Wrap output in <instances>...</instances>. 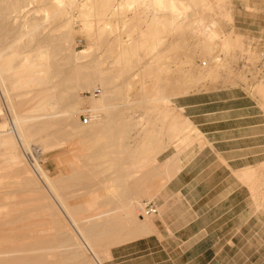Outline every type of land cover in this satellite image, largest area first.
Masks as SVG:
<instances>
[{
	"label": "bare ground",
	"instance_id": "obj_1",
	"mask_svg": "<svg viewBox=\"0 0 264 264\" xmlns=\"http://www.w3.org/2000/svg\"><path fill=\"white\" fill-rule=\"evenodd\" d=\"M230 4L232 0H0V103L9 125L0 131V199L20 196L0 204V264H103L112 246L152 232L158 208L148 214L150 202L144 198L157 196L181 167L182 155L197 142L205 143L194 121L168 102L199 87L198 80L219 79L237 48L252 54L244 49L241 34L233 29L226 35L223 29L222 20L233 21ZM76 23L82 24L79 30ZM188 33L210 64L204 68L179 58L177 72L186 74L181 77L167 58L179 51ZM78 34L87 39V47L74 53L71 42ZM91 48H105L106 56L83 62ZM145 57L152 60L143 65ZM73 58L70 86L57 79L54 69L57 59L67 60L62 65ZM104 62L111 66L105 68ZM184 63L191 64L188 71ZM143 70L153 76L148 77L152 93ZM259 90L264 98L263 84ZM83 91L91 94L88 125L79 123ZM138 101L154 107L136 120L129 111ZM0 118L1 123L2 112ZM135 130L140 138L136 146L126 142ZM72 139L78 140L79 153L62 161L72 172L58 170L57 177L44 170V154L66 148ZM171 146L174 154L161 162L159 156ZM114 147L136 148V157H124L116 178L102 179L107 182L103 189L84 192L88 199L70 204L61 183L86 180V173L99 169L106 158L112 164L95 154ZM87 150L97 152L83 155ZM56 158L61 164L64 156ZM262 175L264 171L251 168L237 173L255 186ZM103 197L110 198L105 210ZM84 211L94 213L79 214Z\"/></svg>",
	"mask_w": 264,
	"mask_h": 264
},
{
	"label": "crops",
	"instance_id": "obj_2",
	"mask_svg": "<svg viewBox=\"0 0 264 264\" xmlns=\"http://www.w3.org/2000/svg\"><path fill=\"white\" fill-rule=\"evenodd\" d=\"M206 103L175 104L204 133L205 144L182 155L152 201L158 208L152 232L110 248L106 264H264V197L255 199L237 176L262 157L244 141L246 127L237 125L245 121L230 114L233 108L190 113Z\"/></svg>",
	"mask_w": 264,
	"mask_h": 264
},
{
	"label": "rangeland",
	"instance_id": "obj_3",
	"mask_svg": "<svg viewBox=\"0 0 264 264\" xmlns=\"http://www.w3.org/2000/svg\"><path fill=\"white\" fill-rule=\"evenodd\" d=\"M232 12H233V21L229 22L226 19L222 20V25L223 29L226 33V35H230L232 33V30L234 29L236 33L238 32L243 36L242 42H243V47L244 49L249 48L252 51V54L246 55V51L243 52L241 51L240 48H237L235 51H232L229 55L230 60H232L231 63H229V68L225 69L221 73V76L219 79H214L213 81L212 78H208L204 76L198 77V79L203 78V82H199L198 80V86L197 88L191 89L192 91L189 92V94L181 97H176L172 99V102H168L169 106H175V104H178L180 101H188L189 103H195V102H208L204 105H199V106H194L190 108V113L196 114L198 112H201L203 110H212L215 108H233L234 110L231 111L230 114L234 117H242L239 118L238 121H245L244 123H238L237 126H245L246 129V135H248L247 138L244 139L246 141V144H252L256 146V150H254L255 156L262 157V159L258 160L254 165L251 167V170H255L256 172H262L264 171V98L260 94V85H264V0H232ZM248 6H251L249 9ZM94 23V22H93ZM95 24V23H94ZM80 23H76L75 27L77 30L80 29ZM110 25H104V27L109 28ZM185 43H181V47L179 51H175L172 55L168 56L167 61L170 63V66L172 68L176 67V71L174 72L176 75L178 73L181 74V77H185L186 74H184L183 71L177 72V64L175 65L176 61L179 60V58L182 59V61H188L193 59L194 64L199 66L201 63V66L206 68L205 62L209 65L210 63L208 62L209 60L204 56L203 53H200L201 48L200 46L197 45V39L194 37L193 34H187L186 41ZM71 48L73 49L74 53H79L81 50L87 47V39L84 38L82 35L78 34L75 36V41L71 42ZM183 44V45H182ZM198 46V47H197ZM198 51H196L197 49ZM200 48V49H199ZM195 49V50H194ZM107 50L105 48H102L101 50H97L96 48L92 49L85 54V58L82 60L83 62H90L93 63L96 58H104L106 56ZM195 52V54H194ZM235 52V53H233ZM178 53V54H177ZM255 53V54H254ZM224 52H221V57H225ZM179 55V56H177ZM193 55V56H192ZM197 55V56H196ZM201 55V56H199ZM253 57H251V56ZM256 55V59L254 57ZM135 57V55H131ZM196 56V57H195ZM232 56V58H231ZM250 56V57H249ZM172 58L169 60V58ZM176 57V58H175ZM195 57V58H194ZM203 57V58H202ZM207 60H206V59ZM60 59V58H58ZM56 60V66H55V71L59 73V79L60 81H66V85H72L73 84V59H70V63L62 64L59 65V62H66L65 60ZM152 59L150 57H145L143 59V65L146 64L148 61L151 62ZM185 65H182L183 67L185 66V69L188 71L191 67L189 63ZM174 65V66H173ZM103 66L105 68H108L111 66V62H104ZM122 66V65H121ZM134 70L133 73L136 72V65H134ZM206 66V67H205ZM125 66H123V69H127ZM182 67V68H183ZM173 68V69H174ZM231 68V69H230ZM229 69V70H228ZM184 70V68H183ZM185 70V71H186ZM231 70V71H230ZM230 71V72H229ZM182 72V73H181ZM225 72V73H224ZM142 76L147 79V81L151 80L153 78L152 74H148L151 77V79L147 77V71L143 70ZM152 73V72H151ZM141 75V74H140ZM223 75V77H222ZM136 78L138 79V76H135L134 80L136 81ZM209 80H208V79ZM221 78V79H220ZM197 81V77L195 78ZM153 80V79H152ZM151 80V81H152ZM208 80V81H206ZM212 83H211V82ZM203 83V84H202ZM148 89L152 88V82H148ZM151 84V85H150ZM150 86V87H149ZM169 85V89H170ZM196 87V86H195ZM259 88V89H258ZM148 90V91H149ZM259 90V91H258ZM71 91H73L71 89ZM152 89L150 90V92ZM153 92V91H152ZM151 92V93H152ZM73 92H71V95ZM82 96H84V100L81 103V113L79 114V123H81V117L82 114H93L92 110V102L90 100L91 94L88 91H83L81 92ZM99 94V93H97ZM135 98L136 96V90H133L131 93V97ZM140 104H136V108L133 110L131 109L129 112L133 114L136 118V120H139L141 117L147 116L146 112L147 109L153 108L154 105L152 103H147V102H139ZM28 106L24 107V110L27 109ZM0 112L3 113L4 121L0 123V131H8L9 130V125H8V117H7V111L6 108L2 103H0ZM183 113V112H182ZM229 114V113H228ZM156 115V114H155ZM155 115H152L154 118ZM185 116V114H184ZM192 119V118H191ZM3 120V119H2ZM1 121V118H0ZM195 125H197L194 122ZM198 126V125H197ZM205 140V137L203 138ZM78 140L72 139L63 149H57L51 154H44V170H49L51 174H54V176L60 177L61 174H58V170L62 171L64 174L71 173L72 168L68 165H63L62 166V161L68 160L69 158L73 157L74 152L79 153V144L76 143ZM140 141L139 137H136V130L134 132V135L130 140H127L126 142L132 143L134 146ZM118 142V143H117ZM116 144H119V141H117ZM196 144H199L201 147L204 146L205 143L201 144L200 142H197ZM78 145V146H76ZM75 147V148H74ZM136 148L134 149H121L120 147H114V148H109V150H105L104 153L101 155V153L98 151L95 155L99 158L100 156L103 157L101 158L102 160L104 157H108L114 162L107 163L105 161H101L102 165L101 167H98L99 169H95L94 171H88L86 173L87 179L86 180H76V181H71V182H62L61 185L63 187V192L68 197V201L70 204H79L86 199H88V195L86 196L84 192H88L91 190H98V189H103L106 185L107 182L103 181L106 178H109L110 176L117 177L120 172L119 168H121V161L124 157L129 158L131 156L136 157V154L134 155L133 153H136ZM169 150V151H168ZM175 149L174 147H169L166 151L165 154L162 156H159V160L162 162L169 153L173 152ZM86 153L85 155H94V150H87L83 151ZM165 152V151H164ZM73 153V154H72ZM100 153V154H99ZM94 155V156H95ZM100 155V156H99ZM57 156H64L63 159H61V164L60 161L57 160ZM163 159V160H161ZM105 164H104V163ZM263 162V163H262ZM261 163V164H260ZM114 167L116 170L113 171H107L109 168ZM57 174L55 175V173ZM103 179V180H102ZM255 182H257V185L255 186L252 182L250 183H245L248 187H250V190H255L258 191L257 195L258 196H263L264 197V175L259 176ZM10 188V187H8ZM27 189V188H26ZM160 193V192H159ZM252 194V192H251ZM7 196V195H6ZM4 196L1 197L0 199V204H5V203H10L14 201L15 199H18L19 197H13L11 194L9 196ZM156 197V196H155ZM144 198L143 200L145 203H149L154 200V198ZM27 198V197H25ZM110 201L109 197H103L100 206L102 210L107 209L109 206L107 203ZM93 211H84L80 212V215L83 216H89L93 214ZM116 246V245H114ZM112 246V247H114ZM111 247V248H112ZM65 248L72 249L74 248L73 245H67ZM110 250L109 249V255H110ZM72 252V250H70ZM107 256L104 257V263L106 264L105 261L107 260Z\"/></svg>",
	"mask_w": 264,
	"mask_h": 264
},
{
	"label": "built area",
	"instance_id": "obj_4",
	"mask_svg": "<svg viewBox=\"0 0 264 264\" xmlns=\"http://www.w3.org/2000/svg\"><path fill=\"white\" fill-rule=\"evenodd\" d=\"M90 122H91L90 114L89 113L82 114L81 123L83 125H88L90 124ZM155 211H156V205L153 202H150L147 206V213L151 214L152 212H155Z\"/></svg>",
	"mask_w": 264,
	"mask_h": 264
}]
</instances>
